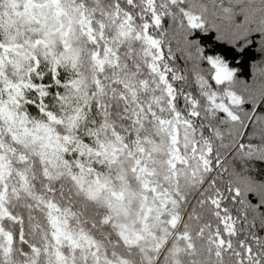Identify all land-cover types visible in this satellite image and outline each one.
Listing matches in <instances>:
<instances>
[{
    "label": "snow or ice",
    "instance_id": "obj_1",
    "mask_svg": "<svg viewBox=\"0 0 264 264\" xmlns=\"http://www.w3.org/2000/svg\"><path fill=\"white\" fill-rule=\"evenodd\" d=\"M264 0H0V264H264Z\"/></svg>",
    "mask_w": 264,
    "mask_h": 264
},
{
    "label": "trees",
    "instance_id": "obj_2",
    "mask_svg": "<svg viewBox=\"0 0 264 264\" xmlns=\"http://www.w3.org/2000/svg\"><path fill=\"white\" fill-rule=\"evenodd\" d=\"M262 59H264V54L260 53L257 49H250L242 57L243 60L242 69L251 73L252 65L258 64Z\"/></svg>",
    "mask_w": 264,
    "mask_h": 264
}]
</instances>
